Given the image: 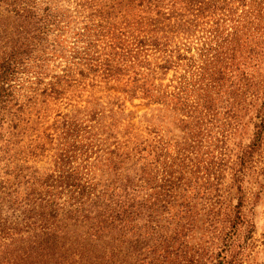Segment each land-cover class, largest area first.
Instances as JSON below:
<instances>
[{
  "label": "trees",
  "instance_id": "16d2710c",
  "mask_svg": "<svg viewBox=\"0 0 264 264\" xmlns=\"http://www.w3.org/2000/svg\"><path fill=\"white\" fill-rule=\"evenodd\" d=\"M65 1L0 0V264H252L243 184L264 145V0ZM101 83L120 95L49 123L51 104ZM134 99L167 107L186 136L170 144L147 111L138 131ZM244 119L250 141L208 160L207 142ZM227 170L235 205L218 189Z\"/></svg>",
  "mask_w": 264,
  "mask_h": 264
},
{
  "label": "rangeland",
  "instance_id": "374dc122",
  "mask_svg": "<svg viewBox=\"0 0 264 264\" xmlns=\"http://www.w3.org/2000/svg\"><path fill=\"white\" fill-rule=\"evenodd\" d=\"M65 5L73 8L74 1L66 0ZM261 71L264 73V65L261 67ZM92 94H94L93 97H91ZM108 95H120V93L117 91V87L112 83L110 85L101 83L99 87L87 88L84 91L80 90L79 92L73 94L70 99L65 98L58 100L51 104L48 111L51 117L49 123H52L58 118L57 114L72 112L75 106L83 107L87 105L86 100L88 99H93V101H95L101 97L103 98V101H107L106 99L108 98ZM125 102L127 105L126 111L135 112V118L133 119V122L136 124L138 131H141L143 127V124L139 123V119L141 118V115L147 111L148 117L154 115L156 123L155 126L159 127L164 139L170 144L174 145L176 140H181L182 137L186 136L181 131L182 125L180 119L174 118L173 114L167 109V107L158 104L147 106L143 99H134L133 101L126 100ZM158 108L159 110H157ZM248 120L244 119L245 125L238 132L231 130L227 136L225 144L217 141L216 139L213 140V143L208 141L207 143L211 145L207 148H204V150L208 149L209 151L204 156L210 161L214 158L216 160V158L220 157L219 152L225 148L227 154L226 159L231 160V158L228 156L235 158L241 147L246 145L252 137L253 127L250 123H248ZM142 133L149 137V139H152L154 136V134L148 135L146 131H142ZM45 142L46 147H49L48 141L45 140ZM170 148L172 150L174 149L173 147ZM172 152H174V150ZM51 154L52 152L47 150L44 156H39L41 160L38 161L36 165L39 167L46 166L50 161ZM254 162L253 168L249 171L246 181L243 184L248 200L246 211L247 214L253 218L256 225L254 234L256 247L250 256L249 261L252 264H264V145L262 150L255 157ZM231 173L232 172L230 170H227L222 185H219L218 189L220 194H222L221 197H224L228 203L230 202V204L235 205L239 194L237 192L236 186L234 185ZM213 189H217V185H213ZM212 195H214V190L212 191ZM207 198L208 197H204L203 199H200L199 197L198 199V209L200 210V214L204 213L205 211L204 209L202 210V207L206 204ZM203 236V231L196 229L190 233L188 242L191 245H198L199 242H201L204 238Z\"/></svg>",
  "mask_w": 264,
  "mask_h": 264
}]
</instances>
